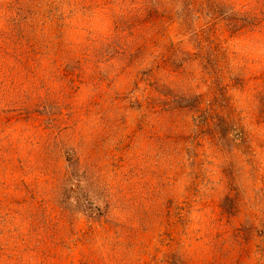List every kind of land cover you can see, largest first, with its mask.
I'll return each mask as SVG.
<instances>
[{
  "label": "rangeland",
  "instance_id": "374dc122",
  "mask_svg": "<svg viewBox=\"0 0 264 264\" xmlns=\"http://www.w3.org/2000/svg\"><path fill=\"white\" fill-rule=\"evenodd\" d=\"M50 1L0 0V264H264V36L223 19L264 0Z\"/></svg>",
  "mask_w": 264,
  "mask_h": 264
},
{
  "label": "trees",
  "instance_id": "16d2710c",
  "mask_svg": "<svg viewBox=\"0 0 264 264\" xmlns=\"http://www.w3.org/2000/svg\"><path fill=\"white\" fill-rule=\"evenodd\" d=\"M20 1V0H18ZM53 0H51L49 2V6L52 5ZM16 3H18L16 1ZM212 3V1H211ZM186 4L188 6H190L189 10H191L192 8H196L198 6H200L201 4H197V0H186ZM212 13L210 12L209 15H211L212 19H216L217 18V13L220 14L222 12L220 6L218 5V3L216 4L214 2V4L212 5ZM19 9H22V7L19 5L18 6ZM57 8V7H56ZM257 10H255V14L252 11H240L237 9H230V12L227 14V16L223 19L228 20L231 24V28H233L234 32H247V29L249 27L254 26L255 27V31H258L259 33H261L264 36V6H261L259 8H255ZM252 12L255 16L251 15ZM157 14V11L154 7H149L146 8V15H147V19H152L153 16H155ZM148 21V20H147ZM144 26V24H142ZM118 30H120L121 32L125 31L126 29L122 28V27H118ZM148 41L149 38H146L142 44L136 46L135 48L131 49V53H134V50H138L140 47H146L148 46ZM113 44H111V51H113L114 53L119 52L116 48L122 49L120 42L116 41V42H112ZM224 51L221 50V48L219 46H214L210 52L207 54V56L205 57V60L208 62L210 68L212 69L211 71V75L218 77L219 75V71L221 70V65L219 64V61H222V59L224 58L223 53ZM4 58V56L1 55L0 53V62L2 64L1 59ZM29 60H31L29 57H25V59H21V58H17V63L19 66L23 67V68H27V66L29 65ZM168 63L167 57H165L164 55L161 56L159 58V62L157 63V67H163L166 66ZM264 76V73H262L261 75H259L258 78H262ZM151 91L156 92V88L154 87V85H151ZM201 95V94H200ZM199 94L194 95V99L196 101V105H192V106H185L187 108H193L195 107V111L197 112V115L193 116V120H194V132H195V136L198 137L199 134H203L205 136H208L211 139H215L216 141H220L224 138H227V136H232V141L236 144H244L246 142V133L244 131V129L241 127V124H239L237 118L236 120H234V118H230V116L232 115L233 112V108L232 107H228L227 109H225V112H220L219 111V106L217 108H201V98H199L200 96ZM149 98H151L150 101L154 100L152 99L153 97L150 96ZM149 101V102H150ZM155 102H150V108L153 109V111L156 110V107L158 106V104ZM163 104V103H162ZM165 105V104H164ZM213 106V104L211 105V107ZM171 106L169 105V108ZM172 107H175L174 105ZM263 107H264V103H263ZM221 109V108H220ZM264 111V109H263ZM229 130H231V132H229ZM194 139V138H193ZM238 141V142H237ZM92 206H90L91 208ZM100 207L97 204L93 205V209L94 211H100Z\"/></svg>",
  "mask_w": 264,
  "mask_h": 264
}]
</instances>
